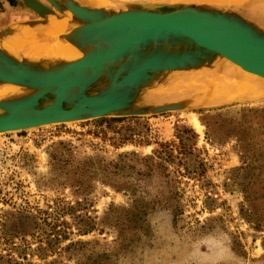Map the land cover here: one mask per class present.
I'll list each match as a JSON object with an SVG mask.
<instances>
[{
    "label": "rangeland",
    "instance_id": "obj_1",
    "mask_svg": "<svg viewBox=\"0 0 264 264\" xmlns=\"http://www.w3.org/2000/svg\"><path fill=\"white\" fill-rule=\"evenodd\" d=\"M35 18L22 0H0V28ZM184 126L196 137L183 134L181 154ZM0 145V264H264V93L1 133ZM165 145L163 172L146 158Z\"/></svg>",
    "mask_w": 264,
    "mask_h": 264
},
{
    "label": "water",
    "instance_id": "obj_2",
    "mask_svg": "<svg viewBox=\"0 0 264 264\" xmlns=\"http://www.w3.org/2000/svg\"><path fill=\"white\" fill-rule=\"evenodd\" d=\"M38 18L15 24L38 26L57 11H71L77 25L62 38L81 57L48 64L16 58L0 47V85L28 91L0 98V134L108 115H147L186 109V99L148 100L178 70L210 67L226 57L264 78V0L222 8L204 2L164 9L129 5L107 9L82 0H22Z\"/></svg>",
    "mask_w": 264,
    "mask_h": 264
},
{
    "label": "bare ground",
    "instance_id": "obj_3",
    "mask_svg": "<svg viewBox=\"0 0 264 264\" xmlns=\"http://www.w3.org/2000/svg\"><path fill=\"white\" fill-rule=\"evenodd\" d=\"M86 1L93 5H104L95 0ZM195 1L229 8L241 7L248 0ZM76 25L71 11H57L56 14L47 17L46 23L38 26L15 24L12 34L0 39V47L18 59L27 58L44 64L56 60H74L81 57L83 52L73 43L62 38V35L70 32ZM27 91L20 85L1 84L0 98ZM262 93H264L262 76L249 72L224 57L215 60L210 67L171 72L166 85L147 91L145 98L158 102L181 98L199 106L256 99ZM196 125H199L198 121Z\"/></svg>",
    "mask_w": 264,
    "mask_h": 264
},
{
    "label": "trees",
    "instance_id": "obj_4",
    "mask_svg": "<svg viewBox=\"0 0 264 264\" xmlns=\"http://www.w3.org/2000/svg\"><path fill=\"white\" fill-rule=\"evenodd\" d=\"M185 132H193L192 137L193 138L196 137V133L192 129L184 126L183 131L181 133H179V135H178V137L180 138V140L182 142V146L180 148V150H181L180 153L181 154H185L186 153V150H188L187 149V144H185L186 143L185 141L188 140V139H186L185 136L183 135ZM172 151L173 150H169V147L167 145H165V146H162V150H156V152L154 153V155L149 156L146 159H147V161H150L152 167H154V168H161L163 170V172H164V171L167 170V168H166L167 167L166 166L167 160H172L174 158V155H173ZM127 155H130V154L129 153H122L120 155V159L121 158L123 159ZM92 159H94V158H91L90 157V158H88L86 160V162L89 161V164L93 166L94 164L92 162H94V161ZM95 159H99V158L98 157H95ZM120 165H121V162L120 161H116V162H113L112 164H110L109 166H111L115 171H119ZM106 167H107V165H106ZM109 170H110L109 167H107V171L108 172H109ZM107 171H106V168H103V172H104V176L105 177H100V178H102V181L104 183H108V184L113 185L115 187V185L113 184V182L111 181V179H109L111 177H109L107 175V173H105ZM92 172H94V171H92ZM92 177H94V175L93 176L91 175V178ZM171 182H173L171 179H167V184H170ZM92 228L93 227L90 226L89 227V230L92 229Z\"/></svg>",
    "mask_w": 264,
    "mask_h": 264
},
{
    "label": "built area",
    "instance_id": "obj_5",
    "mask_svg": "<svg viewBox=\"0 0 264 264\" xmlns=\"http://www.w3.org/2000/svg\"><path fill=\"white\" fill-rule=\"evenodd\" d=\"M2 147L0 145V182L2 181V179L4 178L2 175L3 171H4V167H3V156H2Z\"/></svg>",
    "mask_w": 264,
    "mask_h": 264
},
{
    "label": "crops",
    "instance_id": "obj_6",
    "mask_svg": "<svg viewBox=\"0 0 264 264\" xmlns=\"http://www.w3.org/2000/svg\"><path fill=\"white\" fill-rule=\"evenodd\" d=\"M260 18L258 19V21H259L260 24H262L264 26V23H263L264 22V17L263 16H260Z\"/></svg>",
    "mask_w": 264,
    "mask_h": 264
}]
</instances>
